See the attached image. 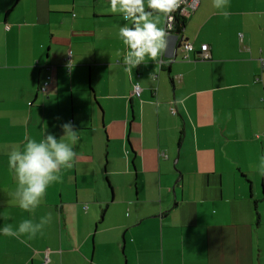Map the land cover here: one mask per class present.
<instances>
[{"label":"crops","instance_id":"obj_1","mask_svg":"<svg viewBox=\"0 0 264 264\" xmlns=\"http://www.w3.org/2000/svg\"><path fill=\"white\" fill-rule=\"evenodd\" d=\"M109 8L0 0V230L52 217L27 245L0 231V264H264V0H228L227 19L200 0L159 63L130 72L132 25ZM65 123L74 166L25 212L8 154Z\"/></svg>","mask_w":264,"mask_h":264},{"label":"clouds","instance_id":"obj_2","mask_svg":"<svg viewBox=\"0 0 264 264\" xmlns=\"http://www.w3.org/2000/svg\"><path fill=\"white\" fill-rule=\"evenodd\" d=\"M182 0H110L108 12L122 15L131 27H120L118 37L126 46L123 55L125 71L148 61L159 63L167 49V31L158 26L161 18L171 19V13L180 5ZM212 5L218 14L227 19L230 15L225 11L228 0H212ZM155 14V15H153ZM147 58V59H146ZM155 80V75L150 73ZM184 103L183 99L179 100ZM63 134L57 138L48 133L40 141L25 133L23 149L14 148L8 154V167L16 180L13 197L19 208L25 212L34 213L45 197L47 188L55 182L62 181V170L74 166L76 152L73 147L79 137L71 123L61 125ZM264 162V157H261ZM259 174L264 176V170ZM8 219V217H4ZM51 214L40 218L39 222L31 219L22 220L16 229L8 224L2 230L5 236L15 237L22 244L34 239L37 233L43 234V228L51 222Z\"/></svg>","mask_w":264,"mask_h":264},{"label":"built area","instance_id":"obj_3","mask_svg":"<svg viewBox=\"0 0 264 264\" xmlns=\"http://www.w3.org/2000/svg\"><path fill=\"white\" fill-rule=\"evenodd\" d=\"M199 1L200 0H182L179 7L174 12L171 13V19H166V30H167V32L174 31V29L176 28V25H175L176 14L186 17L187 15L190 14L191 11H193L197 7V5L199 4ZM182 45H183V49L185 51L184 58L188 59L189 53L191 51H195V48H194L193 44L189 41H184ZM195 53H196L197 59L206 60V59L211 58L210 46L207 43H203L200 47V50L195 51ZM70 65L71 64H68V70H70ZM45 68L47 71V75H46L44 82L42 83V85L40 87V91L42 93L47 92L48 86H49L50 81L52 79V65L47 64V65H45ZM141 92H142L141 86L138 83L134 84L132 96L140 98Z\"/></svg>","mask_w":264,"mask_h":264},{"label":"trees","instance_id":"obj_4","mask_svg":"<svg viewBox=\"0 0 264 264\" xmlns=\"http://www.w3.org/2000/svg\"><path fill=\"white\" fill-rule=\"evenodd\" d=\"M185 23H186V17L176 14V22H175L176 28L174 29V32H178V33L182 32Z\"/></svg>","mask_w":264,"mask_h":264}]
</instances>
